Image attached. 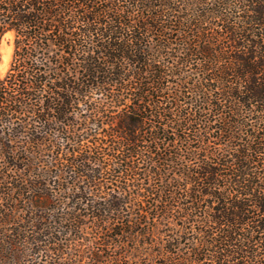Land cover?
<instances>
[{
	"label": "trees",
	"instance_id": "trees-1",
	"mask_svg": "<svg viewBox=\"0 0 264 264\" xmlns=\"http://www.w3.org/2000/svg\"><path fill=\"white\" fill-rule=\"evenodd\" d=\"M0 264H264V0H0Z\"/></svg>",
	"mask_w": 264,
	"mask_h": 264
},
{
	"label": "rangeland",
	"instance_id": "rangeland-1",
	"mask_svg": "<svg viewBox=\"0 0 264 264\" xmlns=\"http://www.w3.org/2000/svg\"><path fill=\"white\" fill-rule=\"evenodd\" d=\"M13 39L14 36L12 33H7L0 45V75H4L9 69L12 54H13ZM3 55L7 57L6 61H3Z\"/></svg>",
	"mask_w": 264,
	"mask_h": 264
},
{
	"label": "bare ground",
	"instance_id": "bare-ground-1",
	"mask_svg": "<svg viewBox=\"0 0 264 264\" xmlns=\"http://www.w3.org/2000/svg\"><path fill=\"white\" fill-rule=\"evenodd\" d=\"M7 57L5 55H3V61H6Z\"/></svg>",
	"mask_w": 264,
	"mask_h": 264
}]
</instances>
